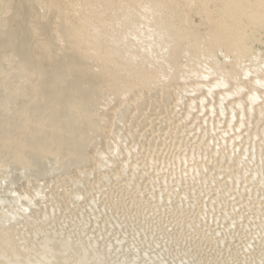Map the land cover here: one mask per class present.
Listing matches in <instances>:
<instances>
[{
    "label": "rangeland",
    "instance_id": "obj_1",
    "mask_svg": "<svg viewBox=\"0 0 264 264\" xmlns=\"http://www.w3.org/2000/svg\"><path fill=\"white\" fill-rule=\"evenodd\" d=\"M11 25L24 33L20 53L0 50V133L8 129L0 134V208L14 209L16 228L28 227L26 251L38 249V233L51 244L69 233L144 264H264V0H0V40ZM75 33L142 70L148 83L115 92L107 80L86 92L74 138L85 146L82 164L43 154L59 145L42 148L31 136L41 110L40 47L58 55L82 44ZM15 146L49 157L40 160L42 175L5 170L8 160L29 164L13 161ZM51 252L44 247L50 264H61Z\"/></svg>",
    "mask_w": 264,
    "mask_h": 264
},
{
    "label": "bare ground",
    "instance_id": "obj_2",
    "mask_svg": "<svg viewBox=\"0 0 264 264\" xmlns=\"http://www.w3.org/2000/svg\"><path fill=\"white\" fill-rule=\"evenodd\" d=\"M17 8V6H16ZM19 14V13H18ZM20 15V14H19ZM24 28L23 26L13 27L10 26L9 30L5 33V35L0 40V50H5L6 47L11 48L10 50L15 51L17 54L20 53V50L17 49L20 41L23 39ZM75 37H80L82 44L73 45L69 49L63 51L60 54H55L52 51L49 45L42 46L44 44H39L40 46V57H39V80L38 84L41 88V110L34 114V118L32 119L31 127H32V138L35 140L34 142H38L39 146H48L49 142H56L55 144L59 145L57 149V154H53L55 150L49 151L48 149L43 150V154L58 155L59 157L67 156L72 160L78 161V163L82 164L85 161L83 157L85 152V146L78 141H74L78 136L77 133L79 130L83 129L82 119L80 116L83 111V106L86 102V92L89 90H98L106 87L105 82L107 80L115 85L113 86V91H122L126 87H132V85L142 86V82L144 85H147V80L144 79V72L140 69L132 68L130 64L123 58L119 56L112 55L110 49L104 46L97 45L89 36L75 33ZM74 49V50H71ZM75 49H89L88 51L79 52ZM85 52V53H84ZM177 49L171 50V58L172 60L177 61ZM77 61H82L79 65L76 63ZM80 74V75H79ZM86 77V81L84 82L85 86L82 89V85L80 81ZM120 77L124 80L117 81L116 79ZM106 80V81H105ZM112 84V83H111ZM88 104V103H87ZM160 108V107H159ZM31 114V113H30ZM92 122V120H91ZM98 122V121H97ZM98 124V123H97ZM93 125V124H92ZM95 125V124H94ZM181 127V126H180ZM85 131L87 130L84 128ZM133 129V128H132ZM8 131L7 130H4ZM3 132V133H4ZM3 133H0L1 135ZM104 134V133H103ZM6 136L3 135V138H0L1 141L5 139ZM55 138V139H54ZM75 138V139H74ZM91 139V138H90ZM100 140V138H97ZM27 140V139H26ZM25 140V141H26ZM28 142V140H27ZM26 142V144H27ZM31 142V141H30ZM98 142V141H97ZM100 143V141H99ZM102 144V143H101ZM1 145V144H0ZM50 145V144H49ZM55 146V145H54ZM3 146L1 145L0 148ZM48 148V147H45ZM39 149V148H38ZM8 150V148H7ZM14 153H11L10 156L15 160L16 163L25 159L29 163L27 166L23 165V163H19V166H16L12 161H7V167L17 170L20 175H26L29 172H33L36 176L42 175L44 171V167L40 162L44 157L41 153L38 154L36 152H32L29 148H18L14 147ZM84 151V152H83ZM4 152V151H3ZM2 153V152H1ZM5 153V152H4ZM1 158V157H0ZM69 159V160H70ZM88 159V158H87ZM56 160V159H55ZM57 161H59L57 159ZM4 162V161H3ZM66 161L62 162L65 164ZM88 162V161H87ZM86 162V164H87ZM90 162V160H89ZM88 162V164H90ZM114 162V161H113ZM54 164V163H53ZM67 166V165H66ZM70 166V165H69ZM86 166V165H85ZM90 166V165H89ZM68 167V166H67ZM52 171L53 167L51 166ZM57 168V167H56ZM59 168H63L60 167ZM72 168V167H71ZM84 168V167H83ZM13 169V168H12ZM60 169V170H61ZM69 169V168H68ZM67 169V170H68ZM104 169V168H103ZM105 169H108L105 168ZM112 169V168H111ZM115 169V167H114ZM59 170V171H60ZM75 170V169H74ZM80 170V167H79ZM83 170V169H82ZM110 170V168L108 169ZM51 171V172H52ZM94 171V170H93ZM125 171V170H124ZM47 172V171H46ZM65 172V169H64ZM78 172V170H77ZM88 172V171H87ZM103 172V171H102ZM115 172V171H114ZM123 172V171H122ZM53 173V172H52ZM34 174L31 175L34 176ZM45 174V173H44ZM97 174V173H96ZM63 175V174H62ZM122 175V174H121ZM30 176V174H29ZM34 176V179L35 177ZM50 176V174H49ZM65 176V175H64ZM113 176V175H112ZM120 176V175H119ZM123 176V175H122ZM120 176V178L122 177ZM38 177V176H37ZM36 177V178H37ZM79 177V176H78ZM84 177V176H83ZM97 177V176H96ZM118 177V175H117ZM14 177H12L13 179ZM43 178V177H42ZM45 178V177H44ZM49 178V177H48ZM71 178V177H70ZM81 178V177H80ZM107 178V177H106ZM12 179H9V181ZM17 179V177H16ZM33 179V178H32ZM39 179V178H38ZM47 179V178H46ZM50 179V178H49ZM54 178H52L53 180ZM60 179V177H59ZM58 179V181H59ZM15 180V178H14ZM24 180V179H23ZM56 180V179H55ZM72 180V179H71ZM77 180V179H76ZM90 180V179H89ZM112 180V179H111ZM118 180V179H117ZM122 180V179H121ZM124 180V179H123ZM25 181V180H24ZM36 181V180H35ZM43 181V180H42ZM45 181V180H44ZM57 181V180H56ZM65 182V180H63ZM99 181V180H98ZM116 181V180H115ZM5 182V180H4ZM27 182V181H26ZM38 183V180L36 181ZM54 182V180H53ZM62 182V181H61ZM62 182V185L63 183ZM97 182V181H96ZM110 182V181H109ZM127 182V181H126ZM24 183V182H23ZM51 182H49L50 184ZM60 183V182H59ZM82 183V182H81ZM92 183V181H91ZM21 184V182H20ZM19 184V187H20ZM41 184V183H40ZM49 184H47L49 186ZM57 185H60L56 183ZM71 184V182H70ZM74 184V183H72ZM87 184V183H86ZM100 184V183H99ZM123 184V182H122ZM18 185V184H17ZM32 185V184H31ZM42 185H44L42 183ZM76 185V183H75ZM74 185V186H75ZM98 185V183H97ZM102 185V184H101ZM26 186V185H25ZM30 186V185H29ZM45 186V185H44ZM53 186V185H51ZM64 186H67L66 183ZM82 186V185H81ZM110 186V185H109ZM88 187V186H87ZM128 187V186H127ZM49 188V187H48ZM51 188V187H50ZM54 188V187H53ZM56 188V187H55ZM58 188V186H57ZM65 188V187H64ZM90 188V187H89ZM114 188V187H113ZM118 188V187H117ZM14 189V187H13ZM101 189V187H100ZM120 189V188H119ZM122 189V188H121ZM129 189V187H128ZM46 189H44L45 191ZM50 190V189H49ZM53 190V189H52ZM73 190V189H72ZM71 190V192H73ZM77 190V189H76ZM90 190V189H89ZM98 190V189H97ZM115 190V189H114ZM93 191V190H92ZM143 191V190H142ZM16 192V191H15ZM43 192V191H42ZM49 192V191H48ZM47 192V193H48ZM57 192V190H56ZM75 192V191H74ZM73 192V193H74ZM104 192V191H103ZM133 192V191H132ZM93 193V192H92ZM100 193V192H99ZM108 193V191L106 192ZM122 193V192H121ZM131 193V192H130ZM141 193V192H140ZM76 194V193H75ZM74 194V195H75ZM3 195V194H2ZM60 195V194H58ZM129 196V195H128ZM2 197V196H0ZM64 197V196H63ZM75 197V196H74ZM98 197V196H97ZM126 197V196H125ZM7 198V197H6ZM78 198V197H77ZM101 198V197H100ZM134 198V197H133ZM147 198V197H146ZM9 199V198H8ZM35 199V198H34ZM68 199V198H67ZM103 199V198H102ZM119 199V198H118ZM142 199V198H141ZM101 200V199H100ZM125 200V199H124ZM145 200V199H144ZM161 200V199H160ZM3 200L0 198V204ZM95 201V200H94ZM56 202V201H55ZM100 202V201H99ZM123 202V201H122ZM152 202V201H151ZM85 203V202H84ZM135 203V202H134ZM252 203V202H251ZM160 204V203H159ZM134 205V204H133ZM161 205V204H160ZM163 205V204H162ZM174 205V204H173ZM27 206V205H26ZM61 206V205H60ZM110 206V205H109ZM118 206V205H117ZM129 206V205H128ZM136 206V205H135ZM77 207V206H76ZM88 207V206H87ZM111 207V206H110ZM116 207V206H115ZM119 207V206H118ZM145 207V206H144ZM38 209H41L39 206ZM55 208V207H54ZM89 208V207H88ZM87 208V209H88ZM122 208V207H121ZM155 208V207H154ZM170 208V207H169ZM172 208V207H171ZM177 208V207H176ZM167 209V208H165ZM43 210V209H41ZM53 209H51L52 211ZM60 210V209H59ZM110 210V209H109ZM142 210V209H141ZM154 210V209H153ZM169 210V209H168ZM182 210V209H181ZM185 210V209H184ZM29 211V210H28ZM37 211V210H36ZM47 211V210H46ZM120 211V209H119ZM42 212V211H41ZM40 212V213H41ZM54 212V211H53ZM91 212V211H90ZM121 212V211H120ZM125 212V211H124ZM136 212V211H135ZM153 212V211H152ZM162 212V211H161ZM86 213V212H85ZM178 213V212H177ZM183 213V212H182ZM21 214V213H20ZM34 214V213H33ZM37 214V213H36ZM44 213H42L43 215ZM60 214V213H59ZM98 214V213H97ZM115 214V213H114ZM179 214V213H178ZM28 215V214H27ZM46 215V214H45ZM43 215V216H45ZM64 215V214H63ZM110 215V214H109ZM130 215V214H129ZM128 215V217H129ZM142 215V214H141ZM166 215V214H165ZM31 216V215H30ZM36 216V215H34ZM58 216V215H57ZM121 216V215H120ZM186 216V215H185ZM14 217V209H11L8 212L6 209L0 208V264H50L48 261L47 253H44V247H49L51 249L50 255L54 257L58 255L60 259L58 261L61 264H144V259H140L134 261V258L129 257L125 254L115 256L114 254H108L106 250L101 247H96L93 241L88 242L86 240L77 239L72 234L62 233L59 235L60 237L56 238L54 242L51 244L50 238H43L42 233H38V240L40 241V245L37 250L33 252L26 251L27 249L22 246L23 235L28 237L27 228H16V220ZM41 217V216H40ZM59 217V216H58ZM70 217V216H69ZM112 217V216H111ZM124 217V216H123ZM135 217V216H134ZM38 218V217H37ZM47 218V217H46ZM97 218V217H95ZM122 218V217H121ZM126 218V217H125ZM149 218V217H148ZM170 218V217H169ZM175 218V217H174ZM188 218V217H187ZM45 219V218H44ZM60 219V218H59ZM66 219V217L64 218ZM79 219V218H78ZM92 219V218H91ZM107 219V218H106ZM118 219V218H117ZM127 219V218H126ZM167 219V218H166ZM72 220V219H71ZM70 220V222H71ZM131 219L129 218V221ZM175 220V219H174ZM47 221V220H46ZM99 221V220H98ZM128 221V220H127ZM161 221V220H160ZM178 221V220H177ZM190 221V220H189ZM50 222V221H49ZM168 222V221H167ZM187 222V221H186ZM47 223V222H45ZM109 224V222H107ZM151 223V222H150ZM153 223V222H152ZM44 224V223H43ZM39 225L40 228H44ZM49 224V223H48ZM56 224V223H54ZM62 224V223H61ZM67 224V223H66ZM83 224V223H82ZM122 224V223H120ZM128 224V223H127ZM163 224V223H162ZM177 224V223H176ZM52 225V224H51ZM59 225V224H58ZM63 225V224H62ZM133 225V224H132ZM180 225V224H179ZM108 226V225H107ZM122 226V225H121ZM60 227V226H59ZM72 229L75 230V227ZM21 228V229H20ZM55 228V227H54ZM64 228V227H63ZM102 228V227H101ZM108 228V227H107ZM123 228V227H122ZM237 228V227H235ZM242 228V227H241ZM20 229V230H19ZM65 229V228H64ZM124 229V228H123ZM175 229V228H174ZM62 230V228H61ZM72 230V231H73ZM98 230V229H97ZM145 230V229H144ZM166 230V229H165ZM190 230V228H189ZM200 230V229H199ZM23 231V232H21ZM71 231V229H70ZM78 231V230H76ZM103 231V230H102ZM158 231V230H157ZM174 231V230H173ZM64 232V231H63ZM67 232V231H66ZM129 232V231H128ZM138 232V231H137ZM159 232V231H158ZM188 232V231H187ZM78 233V232H77ZM87 233V232H86ZM122 233V232H121ZM79 234V233H78ZM111 234V233H110ZM139 234V233H138ZM152 234V233H151ZM169 234V233H168ZM203 234V233H202ZM225 234V233H224ZM236 234V233H235ZM234 234V235H235ZM76 235V234H75ZM81 235V233H80ZM112 235V234H111ZM140 235V234H139ZM154 235V234H153ZM222 235V234H221ZM228 235H230L228 233ZM114 236V235H113ZM123 236V235H122ZM152 236V235H151ZM204 236V235H203ZM210 236V235H209ZM225 236V235H224ZM244 236V235H243ZM246 236V235H245ZM244 236V237H245ZM250 236V235H249ZM248 236V237H249ZM87 237V236H86ZM148 237V236H147ZM146 237V238H147ZM168 237V236H167ZM171 237V236H170ZM174 237V236H173ZM187 237V236H186ZM208 237V236H207ZM89 238V237H88ZM149 238V237H148ZM159 238V237H158ZM161 238V237H160ZM183 238V237H182ZM246 238V237H245ZM85 239V236L84 238ZM106 239V238H105ZM113 239V238H112ZM201 239V238H199ZM231 239V238H230ZM235 239V238H234ZM239 239V237H238ZM92 240V239H91ZM107 240V239H106ZM145 240V239H144ZM162 240V239H160ZM172 240V239H171ZM170 240V241H171ZM185 240V239H184ZM205 240V239H204ZM214 240V238H213ZM242 240V239H241ZM250 240V239H249ZM43 241V242H42ZM157 241V240H156ZM169 241V240H168ZM173 241H176L175 239ZM247 241V240H246ZM245 241V242H246ZM97 243L99 242L96 241ZM123 242V241H122ZM129 242V241H128ZM202 242V241H201ZM220 242V241H219ZM224 242V241H222ZM106 243V242H105ZM135 243V242H134ZM200 243V242H199ZM206 243V242H205ZM240 243V242H239ZM248 243V241H247ZM101 244V243H100ZM99 244V246H101ZM129 244V243H128ZM161 244V243H160ZM178 244V243H176ZM180 244V242H179ZM204 244V243H203ZM225 244V243H224ZM111 245V244H110ZM149 245V243H148ZM156 245V244H155ZM154 245V247H155ZM175 245V244H173ZM209 245V244H208ZM230 245V244H229ZM237 245V243H236ZM44 246V247H43ZM107 246V245H106ZM124 246V244H123ZM168 246V243H167ZM197 246V245H196ZM215 246V245H214ZM217 246V245H216ZM241 246V245H240ZM125 247V246H124ZM163 247H165L163 245ZM176 247V246H175ZM171 250L168 246V249L171 253L181 252L178 248ZM181 247V246H179ZM185 247V246H184ZM183 247V249H185ZM235 247V246H234ZM111 248V246H110ZM157 249V247H155ZM162 248V246L160 247ZM166 248V247H165ZM164 248V249H165ZM197 248V247H196ZM225 248V247H224ZM236 248V247H235ZM107 249V248H106ZM121 249V248H120ZM127 249V248H126ZM159 249V248H158ZM180 249V248H179ZM187 249V248H186ZM233 249V248H232ZM250 249V248H249ZM29 250V249H28ZM112 250V248H111ZM141 250V249H140ZM150 250V249H149ZM213 250V249H212ZM235 250V249H234ZM256 250V249H255ZM114 251V250H113ZM112 251V253H113ZM127 251V250H126ZM129 251V250H128ZM127 251V252H128ZM133 251V250H132ZM161 251V250H160ZM184 253L189 255H194L193 251L187 249L183 250ZM208 251V250H207ZM229 251V250H228ZM233 251V250H232ZM260 251V250H259ZM125 252V251H124ZM134 252V251H133ZM149 252V251H148ZM241 252V251H240ZM243 252V251H242ZM255 252V251H254ZM180 253V254H181ZM192 253V254H191ZM221 253V252H220ZM263 253V251H262ZM127 254V253H126ZM140 254V253H139ZM160 254V252L158 253ZM196 254V253H195ZM201 254V253H199ZM236 254V253H235ZM240 254V253H239ZM248 254V253H247ZM173 255V254H172ZM171 255V256H172ZM183 255V254H181ZM180 255V256H181ZM198 255V254H197ZM206 257V252H205ZM221 255V254H220ZM243 255V254H242ZM250 255V254H249ZM136 256V255H135ZM134 256V257H135ZM141 256V255H140ZM175 255H173L174 257ZM50 257V256H49ZM169 257V256H168ZM176 259L180 260V257ZM197 257H200L198 255ZM202 257V254H201ZM216 257V256H215ZM254 257V256H253ZM171 258V257H170ZM185 258V257H184ZM194 258V257H192ZM196 258V257H195ZM194 258V260H195ZM211 258V257H210ZM221 258V257H220ZM223 258H226L223 257ZM232 258V257H231ZM191 259V256H190ZM197 259V258H196ZM203 259V257H202ZM201 259V260H202ZM205 259V258H204ZM219 259V258H218ZM229 259V258H228ZM233 259V258H232ZM161 260V259H160ZM165 260V259H164ZM177 260V261H178ZM185 260V259H184ZM183 260V261H184ZM192 260V259H191ZM190 260V261H191ZM193 260V261H194ZM225 260V259H224ZM234 260V259H233ZM242 260V259H241ZM69 261V262H68ZM181 261V260H180ZM200 261V259L198 260ZM204 261V260H203ZM201 262L202 264L204 262ZM206 261V260H205ZM208 261V260H207ZM205 262L206 264L210 262ZM248 261V260H247ZM188 262V260H187ZM197 262V261H196ZM198 262V263H200ZM220 262V261H219ZM239 262V261H238ZM178 263V262H177ZM176 263V264H177ZM181 263V262H180ZM193 263V262H192ZM191 263V264H192ZM222 263V262H221ZM229 263V262H228ZM250 263V262H249ZM255 263V262H254ZM260 263V261H259ZM148 264V263H147ZM151 264V263H149ZM185 264V263H184ZM189 264V263H188ZM230 264V263H229ZM239 264V263H238Z\"/></svg>",
    "mask_w": 264,
    "mask_h": 264
}]
</instances>
